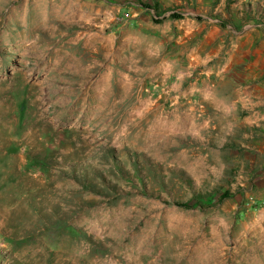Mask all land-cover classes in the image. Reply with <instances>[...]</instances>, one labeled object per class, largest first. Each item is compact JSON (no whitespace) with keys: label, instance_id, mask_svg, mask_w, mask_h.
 <instances>
[{"label":"rangeland","instance_id":"rangeland-1","mask_svg":"<svg viewBox=\"0 0 264 264\" xmlns=\"http://www.w3.org/2000/svg\"><path fill=\"white\" fill-rule=\"evenodd\" d=\"M0 264H264V0H0Z\"/></svg>","mask_w":264,"mask_h":264},{"label":"trees","instance_id":"trees-1","mask_svg":"<svg viewBox=\"0 0 264 264\" xmlns=\"http://www.w3.org/2000/svg\"><path fill=\"white\" fill-rule=\"evenodd\" d=\"M138 177H139V175H138ZM140 178H141V177H139V179H140ZM133 180H135L134 177H132L131 175H128V180H127V181H133ZM140 180H141V179H140ZM141 182H143V181H141ZM114 189H115V187H114ZM228 196H229L228 194H224V195L221 197L220 201L223 200L224 198L228 197ZM199 197H200V196H199ZM175 204H177V205L180 206V207H185V208H191V207H193V205H191L190 203H188V202H183V201H176ZM196 204H197V205H201V203H199V199H198V201L196 202ZM201 206H202V205H201Z\"/></svg>","mask_w":264,"mask_h":264}]
</instances>
